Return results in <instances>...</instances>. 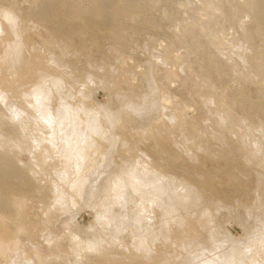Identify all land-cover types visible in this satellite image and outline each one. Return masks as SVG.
I'll return each mask as SVG.
<instances>
[{
    "label": "rangeland",
    "instance_id": "obj_1",
    "mask_svg": "<svg viewBox=\"0 0 264 264\" xmlns=\"http://www.w3.org/2000/svg\"><path fill=\"white\" fill-rule=\"evenodd\" d=\"M122 1L126 8L109 3L108 14H99L105 21L90 20L68 42L37 23L31 0H6L18 5L12 10L23 38L49 53L42 72L51 77L57 68L63 88H51V97L66 96L99 127L92 166L82 175L72 163L44 165L41 176L40 167L24 170L15 195L24 199L36 239L20 236L0 264H220L232 252L235 264H263L258 20L244 0ZM9 49L8 77L17 66L39 67L28 45ZM3 109L0 121L8 117ZM21 138L15 158L33 163L28 138ZM52 145L63 148V137ZM76 179L83 186L71 191ZM55 186L65 191L63 206L53 203ZM94 240L103 250L87 248Z\"/></svg>",
    "mask_w": 264,
    "mask_h": 264
},
{
    "label": "bare ground",
    "instance_id": "obj_2",
    "mask_svg": "<svg viewBox=\"0 0 264 264\" xmlns=\"http://www.w3.org/2000/svg\"><path fill=\"white\" fill-rule=\"evenodd\" d=\"M8 1L10 0H7V2ZM86 1L87 3L83 2V0H31V15L36 18L37 23L48 25L52 35H60L68 41L72 33H83L90 20H100L101 22L105 21V18H99V14H108L109 10L106 8H109V3H115V6H117L118 9H124L126 8L124 6H127V3H125L126 5H121L123 3L122 0ZM124 1L128 2V0ZM244 2L245 4L243 5L247 7L248 13H253L258 20V23L256 24V32L259 34L260 41L264 43V0H244ZM63 3H65L66 6L64 4L62 8H59ZM8 4L10 3L8 2ZM17 6L15 7L14 4V7L12 6V8H18ZM10 7V5L8 6L6 4V0H0V104L4 107V109L2 106L0 107L3 111H8L7 120L2 119L0 121L2 126L0 129V260L3 259L4 261L10 257L9 253L15 251L14 249H17V246L20 245V236L25 235L28 241H31L34 237V239H36V236H34L35 234L31 232L32 224L30 219L27 218L28 214L25 210L24 199L23 197H19L22 189L24 188L22 187V175L24 170L26 168L32 169L40 167L41 170L38 171L36 175L41 176L43 174L42 169L44 168V165L54 166L55 168L58 167L59 169V167L70 168V163H72V168L76 170L77 174L81 172L82 175L83 170L92 166L91 161L94 158L91 159L89 153L93 149V140L95 138L94 134L99 127L95 124V121L92 118V121L90 122L89 116L83 111V109L70 104L71 102L68 103L69 101L67 102L65 99L66 96L61 97L58 94L56 97H51V88H63L60 75L56 73L57 68H53V75L51 77L44 73L46 72L44 69V72H42L43 65L45 64L43 61V54L45 51H43L42 54L41 51L38 50L39 48L34 47V43H32L30 39L23 38L21 25L19 23L21 21L19 20L18 22V19L20 18L17 16L19 13L16 14L15 9L12 10ZM1 26H3L4 32ZM35 26L36 25L34 24L33 27ZM68 42L65 43L67 44ZM11 45L14 47V53L15 51H23V48L28 45L32 51V58L36 60L34 61L36 65L37 63L39 64V67L34 66L32 68L31 64H28L22 70L16 65L17 68H14V76L11 74L12 77H8L6 73L7 70L5 69H10L9 65H11L9 64L11 61L8 62V55L10 52L9 48ZM45 53H47V51ZM257 59L258 61L255 63L256 71L260 74L264 73V53L260 52ZM52 62L54 63V61ZM56 65L57 64H55V66ZM11 69L10 71H12ZM4 70L6 72H4ZM69 86L71 85L69 84ZM70 89L72 88L70 87ZM243 105H246V101L243 102ZM3 116L5 117V115ZM78 122H83L84 128H78ZM46 126L50 127L49 131H46V129L44 130ZM23 136L25 139L28 138L26 143L29 144V151H32V154L31 152L29 153L33 158V163L29 162L27 164H22L15 158L18 154L17 151L15 153V150H17L20 146V141H22L21 137ZM61 136L64 139L63 148L56 147L54 149L52 144H56ZM98 146H100V144ZM94 147L96 146L94 145ZM94 150L99 151V149ZM93 155L91 157H93ZM58 157H60L61 160H54ZM62 162L64 163L62 164ZM35 170L36 169H33V171ZM64 170L65 169L61 170L64 175L62 179L66 182L65 180L67 179L65 177L68 173L67 171L64 173ZM132 174H134L133 171ZM79 182L82 185L83 179H78L73 184L71 191L74 189L77 191V188L80 186V184H78ZM62 189L63 188L58 186L52 188V190L56 193L54 195L55 198L53 199V203L57 206H63L66 198V195L64 194L65 191H62ZM69 192L70 190L67 194ZM16 193L19 194L18 197H16ZM187 194H189V192ZM42 197L44 198V196ZM71 197L73 198V195ZM173 213L175 214V212ZM97 238H99V236ZM101 241H89L86 244L87 248L92 251L99 250L101 248L100 246L103 245L101 244ZM236 254L232 252L227 255H222L219 259L220 264H235ZM245 264L258 263L256 262V259H254L253 262L248 261Z\"/></svg>",
    "mask_w": 264,
    "mask_h": 264
}]
</instances>
